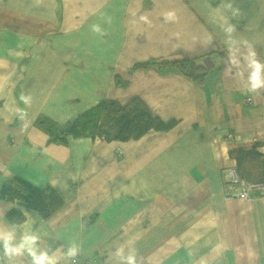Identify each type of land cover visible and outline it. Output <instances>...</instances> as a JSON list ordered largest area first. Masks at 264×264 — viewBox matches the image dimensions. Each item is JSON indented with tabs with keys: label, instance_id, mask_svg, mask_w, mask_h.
Listing matches in <instances>:
<instances>
[{
	"label": "crops",
	"instance_id": "crops-1",
	"mask_svg": "<svg viewBox=\"0 0 264 264\" xmlns=\"http://www.w3.org/2000/svg\"><path fill=\"white\" fill-rule=\"evenodd\" d=\"M233 7L239 15L225 0H0V187L18 175L63 201L47 218L16 204L25 219L13 223L0 198V226L39 232L59 264H75L64 255L73 244L87 264H124L120 247L137 264H264V196L229 195L226 177L231 149L264 153V89L248 90L223 30L234 25L235 46L264 60V0ZM178 59L206 75L181 74ZM134 97L175 123L126 141L94 134L101 101ZM82 116L87 136L58 142L39 124ZM0 264L31 262L0 251Z\"/></svg>",
	"mask_w": 264,
	"mask_h": 264
},
{
	"label": "trees",
	"instance_id": "trees-1",
	"mask_svg": "<svg viewBox=\"0 0 264 264\" xmlns=\"http://www.w3.org/2000/svg\"><path fill=\"white\" fill-rule=\"evenodd\" d=\"M166 62L165 64H168ZM181 74L199 81L206 69L194 60L178 59L170 62ZM101 112L94 134L107 141L137 139L149 130H168L175 120H163L150 113L149 107L140 98H132L126 104L117 100H103L98 104ZM88 116L70 120L64 124L42 117L39 124L49 134L51 141H63L68 136H87ZM259 143L250 148H235L229 154L236 161V172L241 179L264 183V153L258 150ZM0 198L12 204L7 217L13 223L25 219L16 204L29 211H36L47 218L63 203L61 197L49 186H37L29 180L14 176L0 187Z\"/></svg>",
	"mask_w": 264,
	"mask_h": 264
},
{
	"label": "clouds",
	"instance_id": "clouds-1",
	"mask_svg": "<svg viewBox=\"0 0 264 264\" xmlns=\"http://www.w3.org/2000/svg\"><path fill=\"white\" fill-rule=\"evenodd\" d=\"M234 0H225V6L231 10L232 15H239V8L233 7ZM226 33V43L228 45V56L231 63L241 69L243 74L242 65L246 66L247 74V88L249 91H258L264 89V60L259 58L257 51L248 46L247 50L241 52L240 48L235 46V41L232 39V33L235 31V26L226 24L223 26ZM94 32H100L99 25H93ZM25 103L29 102L28 97H21ZM4 210L0 209V216H3ZM41 235L37 231L25 229L18 234L15 225L10 228L0 226V251L3 255L11 260L18 256H27L30 258L31 264H59L61 259L55 253L50 252L48 249L40 245ZM78 248L76 245H70L64 253L67 257H76ZM115 255L119 257L124 264H137L135 251H128L125 254V249L120 247L116 250Z\"/></svg>",
	"mask_w": 264,
	"mask_h": 264
},
{
	"label": "built area",
	"instance_id": "built-area-1",
	"mask_svg": "<svg viewBox=\"0 0 264 264\" xmlns=\"http://www.w3.org/2000/svg\"><path fill=\"white\" fill-rule=\"evenodd\" d=\"M247 101H251L248 97ZM227 186L231 191L229 195H237L240 198L252 200L259 196H264V183L263 182H252L249 180L241 179L235 169H230L226 171ZM73 263L75 264H87V261L82 260L79 257L73 258Z\"/></svg>",
	"mask_w": 264,
	"mask_h": 264
},
{
	"label": "rangeland",
	"instance_id": "rangeland-1",
	"mask_svg": "<svg viewBox=\"0 0 264 264\" xmlns=\"http://www.w3.org/2000/svg\"><path fill=\"white\" fill-rule=\"evenodd\" d=\"M94 120H92V123H93Z\"/></svg>",
	"mask_w": 264,
	"mask_h": 264
}]
</instances>
